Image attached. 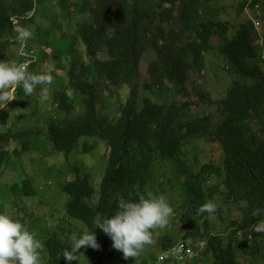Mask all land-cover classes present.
I'll list each match as a JSON object with an SVG mask.
<instances>
[{
	"label": "trees",
	"instance_id": "trees-1",
	"mask_svg": "<svg viewBox=\"0 0 264 264\" xmlns=\"http://www.w3.org/2000/svg\"><path fill=\"white\" fill-rule=\"evenodd\" d=\"M208 1L0 0V41L5 45L14 33L11 18L17 17L23 27L36 24L37 39L33 41L40 50L44 45L40 34L51 32L57 25L55 21H49L45 27L37 23L43 24L46 18V4L56 8L60 17L69 25L75 23L77 28L78 34L68 35L66 49L53 50L50 58L56 68H59L58 61L62 66L69 65V81L76 88L73 96L76 98L75 93L79 91V103L86 104L88 110L73 117L69 114L75 107L73 97L56 93L54 98L64 116L45 119L47 142L43 145H50L51 151L65 156L76 152L85 138L98 139L107 148L98 190L89 174L78 172L80 166L72 167V176L60 185V194L68 198L67 218L60 217V224L38 231L43 238L45 264H65L63 252L71 249L70 238L73 235L79 238L85 231L95 232L101 248L81 249L83 256L78 264L84 256L88 264H136L131 259L124 260L123 254L112 248L111 239L95 228L93 222L97 215L102 218L114 215L120 198L138 202L139 195L158 197L168 185L180 200L174 218L181 238L205 242L204 249L197 252L204 254L196 256L193 263L184 264H240V255L254 257L257 254L263 259L264 235H256L253 242L243 236L251 231L253 224L264 220V215H251L253 208H264L263 48L257 44L258 30L251 20L240 23L232 36V27L227 22L212 17L197 21V10L205 9L204 3ZM263 3L264 0H253L249 5L253 9ZM245 5V1L240 4L239 13H243ZM35 12H41L37 18ZM214 35L222 40L220 53L230 64L231 83L220 109L223 116L206 114L184 120L190 105L177 97L184 93L189 73L202 71L204 55L212 49ZM31 43L29 48L35 49L32 46L35 43ZM9 45L14 49L6 61H18V42ZM144 46L152 48L156 54L149 67V82L143 86L154 99L146 96L139 100V61ZM42 54L37 52L38 60ZM4 58L0 51V61ZM35 67L37 65L33 70ZM87 73L97 74V80H89ZM97 86H105L110 93L122 86L128 89L127 96L117 101L119 118L112 119L105 113L107 97L88 94ZM165 89L164 100H160L159 93ZM36 91L25 96L22 87L18 88L14 101L24 108L37 96ZM197 96L206 102L204 92L197 91ZM6 112L5 109L0 111V171L14 165V156L41 151L38 140L30 139L29 129L8 126ZM195 139H205L221 149L219 164L205 162L198 172L192 173L182 163L180 155L184 156V143ZM85 146L83 144V148ZM174 158L179 160L178 170L164 171L161 165ZM181 176V187L175 191L174 185L180 182ZM33 181L28 174L20 172L11 185L12 193L20 197L35 195L38 190L33 187ZM224 195L226 200L222 199ZM218 199L225 201L228 208L224 213L221 209L217 219H211L213 215L207 213L196 215L200 206ZM223 234L228 235L226 239ZM161 237V250L172 245L173 233L166 232ZM153 249L147 247L138 264H155ZM262 261L264 263V259Z\"/></svg>",
	"mask_w": 264,
	"mask_h": 264
},
{
	"label": "rangeland",
	"instance_id": "rangeland-1",
	"mask_svg": "<svg viewBox=\"0 0 264 264\" xmlns=\"http://www.w3.org/2000/svg\"><path fill=\"white\" fill-rule=\"evenodd\" d=\"M245 1V10L243 13H239L240 4ZM253 0H209L207 3H204L205 9H198L196 14V20L200 21L202 19H217L222 22H227L232 28L230 30V36L234 35L236 27L245 21L251 20L255 28L258 30L259 39L257 44H259L262 50V58L264 60V3L261 5H255L253 9L250 7V2ZM72 3H75L76 0H71ZM46 18L43 19V24L37 22L41 26H46L49 24V21H55L56 26L51 32H44L43 36L40 34V38L44 45L39 46L33 40L37 39V30L36 24L28 26L30 31L33 32L34 38L28 40L29 44L31 42L35 43V50L39 53H43L41 58L37 61V68L35 69V74H51L54 78V83L48 88V95L41 96L40 93L42 89L46 86L39 85L36 87V95L33 98V101H28L26 107L21 108L14 101L8 103L7 108L5 109L8 119V126L17 125L22 126L25 129H29L30 139L36 138L38 143L41 145V151L39 153H24L20 156H14L12 161L14 165L5 166L0 171V214H6L10 216L14 221L20 222L22 225L27 227L28 230L37 232L39 230H44L46 226L51 227L57 222V218L63 217L66 219L65 205L67 201V196L60 194V185L69 179L72 175L70 169L74 166L78 169V172L89 174L90 179H92V184L95 187H98L104 173L105 168V156L107 153V148L102 144L101 141L95 138H85L82 140L83 144L86 146L83 148L82 142L78 144V149L76 152H72L70 156L60 155L51 151L50 145H43L44 142H47L46 138V120L48 117L53 116L54 119H57L60 116H64L62 112L57 113L56 105L57 101L54 98L56 93L63 94L65 96L73 97L75 101V107L72 112L69 114L73 117H77L83 114L88 110V106L84 103H79V91L75 94L78 96L75 98L73 90V85L69 81V65L67 63L59 64V68H56L55 61L50 57L51 53L55 49H66L68 46V35H76V25L72 23L69 25L67 20L63 17H60V12L53 6L46 4ZM49 10V13L47 12ZM43 12V11H42ZM41 12H35L34 16L37 18ZM45 13V11H44ZM74 13V12H73ZM176 14V12H175ZM75 17L76 15L73 14ZM254 15H256V18ZM74 19V18H73ZM77 19V18H75ZM20 22V19L17 18ZM21 24V23H20ZM235 27V28H233ZM78 34V33H77ZM8 40V39H7ZM221 41L216 35L211 39L212 49L204 55V66L200 73L192 71L189 73L188 82L185 83V91L182 95H179L177 99L181 102L183 100L189 103V109L186 110L183 119L187 120L188 117H199L206 114H213L215 117H222L223 115L220 112L221 102L223 97L226 95L227 89L230 86L231 79L229 71L230 64L229 62L221 55ZM80 42V40L78 41ZM32 44V43H31ZM9 45H5L0 41V51L4 55V60L6 61L8 56L12 53L11 50L14 48ZM143 52L139 61V83L140 88L138 90L141 100L143 97H150L154 99V96L145 90L143 87L146 83L149 82V67L156 59L155 51L148 47L144 46ZM101 59H104V56H100ZM80 64H77L79 66ZM264 68V63H262ZM54 71V73L52 72ZM79 70L75 71V74H78ZM82 75V74H81ZM88 79L96 81L97 74H88ZM84 76V73H83ZM48 87V86H47ZM166 89H168L169 84L166 82ZM159 93L160 100H164V96L167 90ZM127 88L122 86L119 90L110 93L105 86H97L94 90L88 92V94L97 95L99 98L101 96L107 97L108 105L105 110L107 115L114 119L119 118L117 113L118 103L117 101L125 98L127 96ZM197 91L205 93L206 102L200 101L197 98ZM207 93V94H206ZM83 97V96H82ZM25 99H22L24 102ZM100 104L96 105L98 109ZM2 109H0L1 111ZM1 129V128H0ZM5 129H3L4 131ZM86 142V143H85ZM21 149V147H19ZM91 148V150H89ZM184 156L180 155L182 163H184L191 172H198L199 166L205 162L215 161V164L220 162V152L221 149L218 148L215 144L210 143L205 139H195L184 143L182 148ZM179 160L174 158L164 162L161 166L164 171L178 170ZM162 170V171H163ZM22 172L28 174L30 179H35L33 187H37V193L35 196L30 197H20L12 193L11 185L15 184L17 175ZM181 178L178 184H175V191L179 190L181 187ZM159 181V179H157ZM163 182V180L159 181ZM166 201L169 205L176 209L173 210V215L169 219V224L165 229L159 231L153 230V253L156 254L160 252L159 240L162 238L166 232L173 233L174 239L184 241L187 239L181 238V232L176 227V221L174 214L178 211L179 207V198L176 195V192H173L169 185L166 186L164 194ZM222 197V196H221ZM225 197L223 196L222 199ZM179 200V201H178ZM217 210L214 213L212 219H217V211L222 209L227 210L228 206L225 204V201H220L219 199L216 202ZM225 216V215H224ZM58 221L57 223H59ZM170 226V227H169ZM162 232V234H161ZM254 233L252 231L248 234ZM264 235V234H258ZM227 234H223V238H227ZM205 244V242H204ZM204 246V245H203ZM40 264H45L46 254L41 252ZM241 258V255L240 257ZM238 258V259H239ZM243 259H239L240 264H262L261 256H257L255 260L249 256H243ZM192 263V262H190ZM88 264L86 256L82 258V263ZM203 264V263H202Z\"/></svg>",
	"mask_w": 264,
	"mask_h": 264
},
{
	"label": "clouds",
	"instance_id": "clouds-1",
	"mask_svg": "<svg viewBox=\"0 0 264 264\" xmlns=\"http://www.w3.org/2000/svg\"><path fill=\"white\" fill-rule=\"evenodd\" d=\"M15 19L17 17L11 18L14 33L9 37L8 42L11 45L14 42H18V45L19 43L21 45L26 43L29 47L28 40L34 38V34ZM37 61L36 53L35 62L30 66L37 65ZM53 83L54 78L51 74H32L27 71L24 64L18 65L11 60L0 61V109H6L8 103L14 100V93L18 88L22 87L24 95L29 96L34 93L37 86L44 85L46 87L40 93L43 97L48 95V88ZM55 106L58 110L57 113L61 112L59 104L56 103ZM95 188L98 190L99 186ZM224 200L226 199L224 198ZM216 210V204L209 200L196 210V215L203 216L207 213L209 216L213 215L214 217ZM219 212L220 210L217 211V214ZM172 215L173 208L164 196L153 197L150 194L149 198H145V196L139 195L138 202L126 201L123 198L118 199L117 211L114 215L103 218L97 215L93 223L95 228L102 230L111 239L112 248L121 252L124 260L131 259L138 264L139 258L146 251L147 247L153 244V230L165 228L169 224V219ZM251 215L253 217L264 215V208H253ZM58 221L61 222V219L57 218ZM57 222L55 224H60V222ZM251 231L254 233L243 234L246 237L245 240L253 241L256 235L264 234V220L253 224ZM42 239L39 237L38 231H29L27 227L18 221H14L10 216L0 214V264H40V254L44 250ZM70 243L71 249H65L63 252L65 264H78L80 256H83L81 249L91 248L93 250H100L101 248L95 232L85 231L79 238L73 235L70 238ZM192 248H188L187 251ZM203 254L197 253L196 250H190L182 260L173 264H184L190 257L201 256ZM243 256L249 255H242L241 260Z\"/></svg>",
	"mask_w": 264,
	"mask_h": 264
},
{
	"label": "bare ground",
	"instance_id": "bare-ground-1",
	"mask_svg": "<svg viewBox=\"0 0 264 264\" xmlns=\"http://www.w3.org/2000/svg\"><path fill=\"white\" fill-rule=\"evenodd\" d=\"M37 51L35 50L34 51V54L36 55ZM29 54H26L24 57H28ZM25 61L26 60H18V61H14L15 63H17L18 65L19 64H25ZM37 67H35L36 69ZM26 69L28 72L32 73V74H35V70H33L34 68L31 67V66H28L26 65ZM217 202V201H216ZM215 202V204H216ZM170 227V226H169ZM30 231V230H29ZM243 238V237H242ZM244 239H246V237H244ZM177 239L175 238L172 242V245H170L169 247L165 248V249H162L160 252H157L155 254L156 256V259H155V264H172V263H175L179 260H182L184 258V256L190 251V250H196L197 252L198 251H201L204 249L205 247V244H204V240H201V239H198V240H193V239H190L188 238L187 240H184V241H180L178 243H176ZM253 242V241H252ZM258 242V240H257ZM261 242V241H260ZM250 243V242H249ZM204 245V246H203ZM250 245V244H249ZM258 245V244H257ZM256 246V244L254 245V247ZM193 247L192 249L188 250V248H191ZM260 247V246H259ZM258 247V248H259ZM251 248V246H250ZM261 248V247H260ZM258 250V249H256ZM257 252V251H256ZM170 255H172V257H170ZM239 256V255H238ZM242 256V255H241ZM255 258H257V254L254 255ZM196 256H192L190 257L189 259H187L185 262L186 263H190L195 260ZM238 259V258H237ZM264 259V257H263ZM209 263V262H208ZM262 264L263 261H262Z\"/></svg>",
	"mask_w": 264,
	"mask_h": 264
},
{
	"label": "built area",
	"instance_id": "built-area-1",
	"mask_svg": "<svg viewBox=\"0 0 264 264\" xmlns=\"http://www.w3.org/2000/svg\"><path fill=\"white\" fill-rule=\"evenodd\" d=\"M34 51L35 50L29 48L26 45V43L23 44V45H21V43H19V47H18L19 60H21V61L26 60L25 64L30 66L31 64H33L35 62V59H36V55L34 54ZM26 54H29V56L28 57H24Z\"/></svg>",
	"mask_w": 264,
	"mask_h": 264
}]
</instances>
